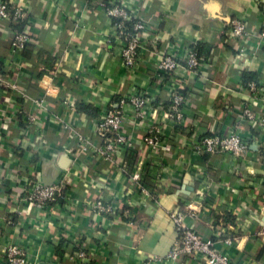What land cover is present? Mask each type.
<instances>
[{"label": "crops", "instance_id": "crops-1", "mask_svg": "<svg viewBox=\"0 0 264 264\" xmlns=\"http://www.w3.org/2000/svg\"><path fill=\"white\" fill-rule=\"evenodd\" d=\"M6 1L24 8L19 29L30 42L11 54L17 27L0 20V264H6L2 252L8 244L22 247L28 264H73L70 255L79 249L94 264H138L166 254L176 241L167 212L200 199L207 207L197 219H188V226L214 240L216 249L237 264H264V242L257 235L264 228V134L242 124L248 149L239 159L193 149L204 136L226 135L247 102L256 114H264V41L259 38L264 0H122L147 23L139 62L131 71L122 65L112 20L89 0ZM232 18L243 19L250 32L241 55L239 41L219 35ZM198 43L209 61L196 74L181 71L172 82L156 72L161 53H182ZM244 73L257 82L256 97L243 89ZM131 89L151 97L156 110L148 116L154 114L153 122L163 131L159 184L153 154L141 146L143 130L132 121L123 132L133 144L113 164L91 153L76 154L77 135L101 144L99 117ZM175 89L186 96L184 122L178 126L164 111ZM79 103L91 107L90 114L80 112ZM30 113L36 116L32 127L24 121ZM63 122L70 129L64 130ZM139 164L145 170L141 182L155 199H142L128 177ZM65 174L71 180L65 202L40 212L19 195L32 177L50 184ZM97 198L120 208L132 205L138 227L90 212L87 206ZM222 234L237 240L225 245ZM179 264L204 263L185 257Z\"/></svg>", "mask_w": 264, "mask_h": 264}, {"label": "built area", "instance_id": "built-area-1", "mask_svg": "<svg viewBox=\"0 0 264 264\" xmlns=\"http://www.w3.org/2000/svg\"><path fill=\"white\" fill-rule=\"evenodd\" d=\"M91 6L98 8L112 20L113 39L120 45V59L127 70H133L139 62L140 51L143 48V35L147 32V23L137 10L126 6L122 0H89ZM24 17L22 6H9L6 0H0V20L10 22L14 27H19ZM219 35L225 36L228 40L239 41L240 46L237 52L244 54L245 48L242 45L248 39L250 32L246 22L241 18H232L227 25H224ZM259 38L264 41V30L259 32ZM30 42L29 34L15 28L10 44L11 54L22 52ZM175 49V47L173 46ZM176 50V49H175ZM209 61L205 52L198 54L194 49L189 48L182 53L164 52L159 55L156 63V72L165 76L169 81H175L181 71L196 74ZM0 82H3L0 78ZM7 87L15 89L14 85L5 83ZM250 97L258 95V84L254 80L242 85ZM69 105L70 101L63 102ZM186 104L185 94L174 90L170 96L169 105L165 111V117L175 125L184 122V107ZM151 97L145 91L130 90L121 95L115 106L109 107L99 117L96 124V134L102 140L100 145L94 146L86 137L77 135L75 138L77 155L91 153L94 158L113 164L118 153L127 151L132 146V139L123 132V125L132 121L135 126L143 130L141 146L146 152L153 154L154 181L159 184L162 177V164L159 161L163 148V131L161 126L153 122L154 114L149 117L150 112H155ZM12 114H17L13 111ZM24 121L28 127L35 125L36 116L26 114ZM250 123L259 134H264V114H256L248 105L243 107L236 124L224 136L207 135L194 144L193 149L198 154L214 155L216 153H227L233 158L243 157L248 149V144L240 135V128L244 123ZM64 130L70 127L63 122ZM41 139V136L38 137ZM142 164L135 166L127 172L130 181L137 187L138 195L142 199H155V194L141 182L144 173ZM1 184V179H0ZM71 186L70 177L62 175L57 181L44 184L38 178L26 180L20 187L19 195L24 202L31 204L36 210L43 211L50 204L67 201V189ZM207 204L203 199L191 201L178 205L167 212L172 223L176 241L168 252L162 256H148L138 264H179L182 258H198L204 264H237L227 254L216 249V243L212 239H203L196 231L187 224L188 219L195 220L200 212L205 210ZM93 214L101 216L117 217L130 229L138 227L133 213L132 205L120 208L113 200L97 198L87 206ZM264 242V228L257 234ZM220 237V236H218ZM225 245H231L237 240L235 235L222 234L219 238ZM6 264H28L25 250L16 245L8 244L2 252ZM70 260L73 264H94L87 252L79 249L71 253Z\"/></svg>", "mask_w": 264, "mask_h": 264}, {"label": "trees", "instance_id": "trees-1", "mask_svg": "<svg viewBox=\"0 0 264 264\" xmlns=\"http://www.w3.org/2000/svg\"><path fill=\"white\" fill-rule=\"evenodd\" d=\"M105 3L108 2V0H103ZM18 29L20 27H17ZM189 48H192L194 49L198 54H203V53H207L208 54V51L206 49H204V46L202 44H194V45H191ZM206 50V51H205ZM250 80H253V77L248 74V73H244L242 75V84H245L247 82H249ZM180 93L182 94H185L184 91H180ZM76 108L80 111V112H85V113H88L90 114V111H91V107H88V106H85L83 103H79V104H76ZM228 220L231 221L229 215L226 216ZM136 220V219H135ZM229 221V222H230ZM60 255V254H59Z\"/></svg>", "mask_w": 264, "mask_h": 264}]
</instances>
